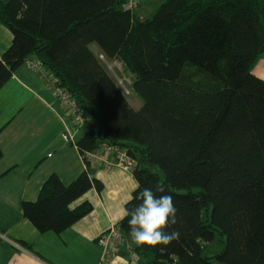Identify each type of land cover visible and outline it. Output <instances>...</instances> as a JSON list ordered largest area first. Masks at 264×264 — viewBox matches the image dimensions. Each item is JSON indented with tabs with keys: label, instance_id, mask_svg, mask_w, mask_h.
I'll list each match as a JSON object with an SVG mask.
<instances>
[{
	"label": "trees",
	"instance_id": "obj_1",
	"mask_svg": "<svg viewBox=\"0 0 264 264\" xmlns=\"http://www.w3.org/2000/svg\"><path fill=\"white\" fill-rule=\"evenodd\" d=\"M126 3L0 0V23L13 34L0 57V89L39 60L96 125L77 140L80 151L112 143L137 160L139 188L126 208L140 203L139 190L165 187L178 240L137 246L128 218L118 224L146 264H264V78L253 72L264 54V0H164L144 19ZM94 42L132 73L139 109ZM93 187L103 184L87 169L70 184L52 174L37 200L24 201V215L59 233L90 213L87 201L71 204ZM218 236L222 251L205 255Z\"/></svg>",
	"mask_w": 264,
	"mask_h": 264
},
{
	"label": "crops",
	"instance_id": "obj_2",
	"mask_svg": "<svg viewBox=\"0 0 264 264\" xmlns=\"http://www.w3.org/2000/svg\"><path fill=\"white\" fill-rule=\"evenodd\" d=\"M152 1H142L135 15L151 16L164 0ZM12 38L11 30L0 23V57ZM92 50L101 54L100 47ZM253 72L264 78V54ZM91 128L88 122H72L66 105L27 62L0 89V264H146L132 251L128 238L102 261L99 237L119 224L138 185L135 175L120 167L92 168L91 176L103 189L93 187L71 204L74 208L87 201L92 210L65 230L42 232L24 215V201L37 200L52 174L70 184L86 169L77 140ZM66 134L72 138L66 139Z\"/></svg>",
	"mask_w": 264,
	"mask_h": 264
},
{
	"label": "built area",
	"instance_id": "obj_3",
	"mask_svg": "<svg viewBox=\"0 0 264 264\" xmlns=\"http://www.w3.org/2000/svg\"><path fill=\"white\" fill-rule=\"evenodd\" d=\"M142 1L144 0H127L125 7L127 9H134ZM99 56L100 59L108 65V60L105 55L100 54ZM27 63L34 70L42 74L48 86L53 89L56 96L66 105L67 113L75 125L81 126L84 122L91 118L88 110L79 105L75 96L69 90L62 87L58 83L57 78L48 69H46L39 60L29 59L27 60ZM120 84L119 85L123 89L124 93L129 95L130 91L125 85H123L122 80H120ZM65 137L69 140L72 138V135L66 134ZM82 157L86 164V169L90 173L92 172V168H95L98 165H103L107 169L120 167L125 171L132 173L137 166V160L130 154L127 147L112 143H106L91 151H84L82 152ZM126 239L127 238L118 225L111 227L109 230L101 234L99 241L104 248L102 257L103 263L125 245Z\"/></svg>",
	"mask_w": 264,
	"mask_h": 264
},
{
	"label": "clouds",
	"instance_id": "obj_4",
	"mask_svg": "<svg viewBox=\"0 0 264 264\" xmlns=\"http://www.w3.org/2000/svg\"><path fill=\"white\" fill-rule=\"evenodd\" d=\"M135 199L140 203L125 208L121 219L128 218L129 236L137 246H168L179 239V231L172 228L178 223V210L163 185L158 183L154 189L145 187L136 193Z\"/></svg>",
	"mask_w": 264,
	"mask_h": 264
},
{
	"label": "rangeland",
	"instance_id": "obj_5",
	"mask_svg": "<svg viewBox=\"0 0 264 264\" xmlns=\"http://www.w3.org/2000/svg\"><path fill=\"white\" fill-rule=\"evenodd\" d=\"M153 3H156V0L152 1ZM161 3V2H159ZM160 5V4H159ZM91 48L98 50L99 45L97 43H92ZM108 60V65L104 62L105 66L108 68L109 72L112 74V76L115 78V80L120 84V80L123 81V85H125L129 91L130 94L127 95V99L129 100L130 104L136 108L139 109L142 104H143V99L138 96L134 91H133V80L134 76L130 71H128L125 66L119 62V61H111ZM121 85V84H120ZM122 86V85H121ZM92 118L86 121L90 126H94L93 123L91 122ZM95 124V123H94ZM222 251V244L219 240V236L212 242L208 243V245L205 248L204 254L207 256H214ZM213 262L215 264H222L219 262L217 259L214 258Z\"/></svg>",
	"mask_w": 264,
	"mask_h": 264
}]
</instances>
